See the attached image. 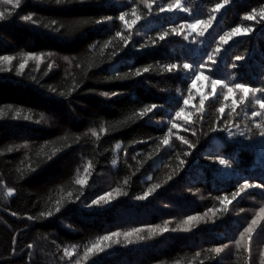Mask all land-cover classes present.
Returning a JSON list of instances; mask_svg holds the SVG:
<instances>
[{"label":"trees","instance_id":"16d2710c","mask_svg":"<svg viewBox=\"0 0 264 264\" xmlns=\"http://www.w3.org/2000/svg\"><path fill=\"white\" fill-rule=\"evenodd\" d=\"M0 264H264V0H0Z\"/></svg>","mask_w":264,"mask_h":264},{"label":"rangeland","instance_id":"374dc122","mask_svg":"<svg viewBox=\"0 0 264 264\" xmlns=\"http://www.w3.org/2000/svg\"><path fill=\"white\" fill-rule=\"evenodd\" d=\"M243 132H244V130H240V129H238V130H235V131H230V130H228L227 132H226V134H227V136H234L236 139H238V138H241L242 137V134H243Z\"/></svg>","mask_w":264,"mask_h":264}]
</instances>
